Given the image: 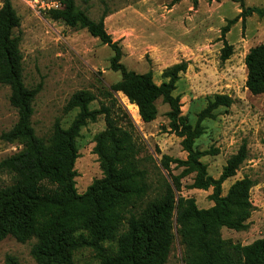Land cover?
Masks as SVG:
<instances>
[{"label":"trees","instance_id":"trees-1","mask_svg":"<svg viewBox=\"0 0 264 264\" xmlns=\"http://www.w3.org/2000/svg\"><path fill=\"white\" fill-rule=\"evenodd\" d=\"M244 17L264 9L244 7ZM61 7L46 15L74 29H86L113 55L110 68L120 72V79L105 90L113 99V91L121 92L135 104L143 122H151L158 114L157 100L167 104L168 128L181 138L184 159L162 155L161 166L168 177L160 176L153 186L148 171L138 157L140 147L128 121L120 124L112 106L101 104L90 109L95 96L88 90L73 93L64 108L79 110L67 128L56 118L51 131L39 136L32 124L33 102L41 83L29 87L23 80L20 36L15 34L20 17L11 0L0 7V83L10 89L9 102L17 112L16 122L0 134L8 143L21 145L20 150L0 159V176L8 183L0 185V241L13 237L24 243L34 239L30 254L36 264H73L75 252L90 249L97 264H165L175 238L184 246V264H264V236L249 244L224 239L222 227L236 231L248 227L253 204L250 189L253 180L244 176L234 180L222 194L223 182L233 177L247 158L246 143L230 155L217 178L207 172L201 161L217 149L200 150L195 140L204 133L202 121L215 117L218 107H229L233 98L216 93L198 113L192 124L181 112L180 98L173 95L180 73L188 61L167 66L162 71L166 81L157 84L150 71L137 73L120 62L122 49L104 27L103 13L97 20L89 17L75 0H60ZM235 19L221 29V60L229 58L231 46L224 39ZM245 86L254 95L264 93V44L251 47L244 57ZM104 116L105 128L94 136L93 152L98 156L102 177L94 179L86 190L77 192L74 163L78 157L76 138L80 128L98 115ZM181 167L170 173V163ZM192 175L190 188L212 189L213 204L198 208L193 197L177 195L181 178ZM5 264H19L6 255Z\"/></svg>","mask_w":264,"mask_h":264},{"label":"rangeland","instance_id":"rangeland-1","mask_svg":"<svg viewBox=\"0 0 264 264\" xmlns=\"http://www.w3.org/2000/svg\"><path fill=\"white\" fill-rule=\"evenodd\" d=\"M0 0V7L2 5ZM244 7L264 9V0H242ZM20 17V26L15 34L20 36L23 80L29 86L41 83V89L33 102L32 124L36 134L46 135L51 131L56 118L67 128L78 108L65 111L70 96L79 90H88L95 100L90 109L103 103L112 106L120 124L128 121L133 125V134L140 152L138 157L148 171L152 185L168 172L161 164L162 155L184 159L186 152L181 138L168 128L167 104L158 99V114L151 122H143L137 106L121 92L113 91V99L105 96V90L120 79V72L110 68L112 50L91 36L86 29H74L62 22L38 13L21 0H11ZM90 18L97 20L103 13L104 27L122 49L120 62L128 70L137 73L150 71L155 83L166 81L162 71L180 61H188L187 70L180 73L173 95L180 98L181 112L195 123L197 113L205 107L208 99L216 93L233 98L229 107H218L214 118L202 121L204 133L195 140L200 150L217 149L206 154L201 161L207 172L217 178L228 157L246 143L247 158L233 177L222 184V194L236 179L250 177L254 184L250 189L253 204L245 230L236 231L226 227L220 230L224 239L249 244L264 236V93L254 95L245 86L246 66L244 57L248 50L264 44V15L255 12L242 16L240 0H75ZM224 35L231 46L229 58L221 60V29L229 20ZM10 89L0 83V134L17 120V112L9 102ZM105 128L104 116L98 115L94 122L88 121L80 128L76 138L78 157L75 160V186L82 193L88 185L102 177L98 156L93 152L94 136ZM21 145L8 143L0 138V159L20 150ZM181 167L170 163V173L178 174ZM192 175L181 178L177 195L193 197L198 208L213 204L207 190L190 188ZM0 176V185L8 183ZM34 239L24 243L13 237L0 241V264H5L6 255L14 256L19 264H36L30 254ZM184 246L179 235L175 238L165 264H184ZM73 264H97L90 249L75 252Z\"/></svg>","mask_w":264,"mask_h":264},{"label":"built area","instance_id":"built-area-1","mask_svg":"<svg viewBox=\"0 0 264 264\" xmlns=\"http://www.w3.org/2000/svg\"><path fill=\"white\" fill-rule=\"evenodd\" d=\"M26 5L30 6L38 13L46 14L51 9H58L61 7L60 0H21Z\"/></svg>","mask_w":264,"mask_h":264}]
</instances>
